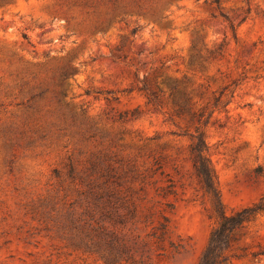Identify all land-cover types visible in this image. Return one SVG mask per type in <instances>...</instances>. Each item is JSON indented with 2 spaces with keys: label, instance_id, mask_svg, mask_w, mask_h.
I'll return each mask as SVG.
<instances>
[{
  "label": "rangeland",
  "instance_id": "rangeland-1",
  "mask_svg": "<svg viewBox=\"0 0 264 264\" xmlns=\"http://www.w3.org/2000/svg\"><path fill=\"white\" fill-rule=\"evenodd\" d=\"M168 79L213 112L225 211L259 202L264 0H0V264L199 263L219 217ZM230 254L264 264V213Z\"/></svg>",
  "mask_w": 264,
  "mask_h": 264
},
{
  "label": "trees",
  "instance_id": "trees-1",
  "mask_svg": "<svg viewBox=\"0 0 264 264\" xmlns=\"http://www.w3.org/2000/svg\"><path fill=\"white\" fill-rule=\"evenodd\" d=\"M207 2L220 6L221 0H207ZM235 34V26L231 25ZM141 90L145 93L147 104L156 108L160 106V94L163 92L159 85H149L147 78L139 80ZM164 84L169 88L168 99L173 111L178 116L188 115L192 120H197L193 133L194 142L190 149L195 173L204 192L209 196L214 212L219 217L216 226L212 229L208 244L198 264H226L232 258L231 246L240 240L241 233L256 217L264 213V198L252 206L227 213L221 200L216 171L209 157V146L205 141L203 127L209 124L213 112L206 115L205 108L197 111L193 109L192 94L183 81L166 80ZM221 99L215 98L214 107L220 104Z\"/></svg>",
  "mask_w": 264,
  "mask_h": 264
}]
</instances>
